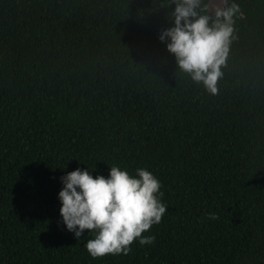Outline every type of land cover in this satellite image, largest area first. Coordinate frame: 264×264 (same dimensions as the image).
<instances>
[{
  "label": "trees",
  "instance_id": "16d2710c",
  "mask_svg": "<svg viewBox=\"0 0 264 264\" xmlns=\"http://www.w3.org/2000/svg\"><path fill=\"white\" fill-rule=\"evenodd\" d=\"M235 3L212 95L159 39L173 0H0V264H264V0ZM111 166L151 171L167 211L94 259L61 177Z\"/></svg>",
  "mask_w": 264,
  "mask_h": 264
},
{
  "label": "clouds",
  "instance_id": "9594fccd",
  "mask_svg": "<svg viewBox=\"0 0 264 264\" xmlns=\"http://www.w3.org/2000/svg\"><path fill=\"white\" fill-rule=\"evenodd\" d=\"M215 9L214 18L206 13L203 0H173L174 26L162 31L159 39L175 55L178 69L197 84H203L212 95L219 93L218 81L226 66L235 36V17L239 4ZM242 15V14H241ZM64 187L59 192L60 214L69 231L79 239L85 230L93 238L85 245L89 255H128L132 245L155 243V236H145L153 225L162 221L167 206L161 202L160 180L146 168L136 175L119 166H111L110 175L93 176L87 168H77L61 177ZM218 220V213H209Z\"/></svg>",
  "mask_w": 264,
  "mask_h": 264
},
{
  "label": "rangeland",
  "instance_id": "374dc122",
  "mask_svg": "<svg viewBox=\"0 0 264 264\" xmlns=\"http://www.w3.org/2000/svg\"><path fill=\"white\" fill-rule=\"evenodd\" d=\"M224 6H225L224 0H212L211 13L215 14V9L217 7H224Z\"/></svg>",
  "mask_w": 264,
  "mask_h": 264
}]
</instances>
